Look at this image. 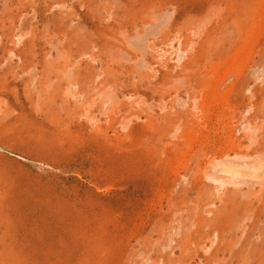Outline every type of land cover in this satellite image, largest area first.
Here are the masks:
<instances>
[{
  "label": "rangeland",
  "instance_id": "1",
  "mask_svg": "<svg viewBox=\"0 0 264 264\" xmlns=\"http://www.w3.org/2000/svg\"><path fill=\"white\" fill-rule=\"evenodd\" d=\"M0 264H264V0H0Z\"/></svg>",
  "mask_w": 264,
  "mask_h": 264
}]
</instances>
